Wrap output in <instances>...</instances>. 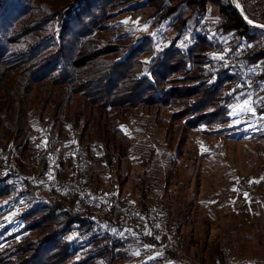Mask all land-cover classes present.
Here are the masks:
<instances>
[{"label": "trees", "instance_id": "trees-1", "mask_svg": "<svg viewBox=\"0 0 264 264\" xmlns=\"http://www.w3.org/2000/svg\"><path fill=\"white\" fill-rule=\"evenodd\" d=\"M119 1L0 0V115L17 104V123L23 131L27 112L21 103L48 105L54 119L64 108L71 109L79 148L85 140L101 144V157L109 162L133 151L124 125L136 117L140 105L158 110L174 106L168 117L159 112L156 116L173 154L166 176L169 187L177 176L175 164L187 150L189 131L232 121L231 110L243 88L232 69L224 70L208 58L209 52L222 48L208 33L196 32L187 46L177 45V37L167 45L158 44L151 35L132 45H94L92 38L105 30ZM138 1L167 9L166 13L181 4L200 3ZM201 1L218 7L217 30L258 44L245 62L248 66L262 62L257 77L264 81V29L248 24L232 0ZM176 23L185 30V21L177 18ZM9 125L13 128L12 120ZM16 138L17 134L4 147L12 148ZM74 153L65 158L72 173L64 176L73 187L53 199H31L27 190L32 182L13 163L0 159V205L22 207L19 216L24 222L21 232L10 224L6 236L0 232V264H117L130 256L119 212L111 207L100 217L90 206H80V190L87 187L88 178L77 169ZM134 229L144 241L154 242L142 229Z\"/></svg>", "mask_w": 264, "mask_h": 264}, {"label": "rangeland", "instance_id": "rangeland-1", "mask_svg": "<svg viewBox=\"0 0 264 264\" xmlns=\"http://www.w3.org/2000/svg\"><path fill=\"white\" fill-rule=\"evenodd\" d=\"M166 11L138 0H121L105 30L91 42L132 45L151 35L158 44L167 45L177 37V45L187 46L196 32H202L222 44L219 51L207 54L215 64L219 65L220 59H214V55L241 52L244 76L238 86L243 91L231 110L238 115L232 114L233 120L223 125L189 131L187 150L175 164L177 176L172 185L166 187L173 154L167 149L165 129L157 124L156 116L159 112L168 117L174 106L158 110L156 106L140 105L136 117L124 125L133 151L115 155L108 162L101 157V144L94 146L85 140L79 148L71 109L64 108L54 119V110L48 105L21 103L27 112L22 131L16 116L19 108L14 103L11 110L0 115V159L6 165L13 163L32 182V189L27 190L31 199H53L73 187V182L64 177L72 173L65 158L75 152L77 169L88 178L87 187L80 190V206H90L100 217L114 207L123 222L130 256L117 264H264V81L257 77L263 63L248 66L245 62L246 54L256 50L258 44L247 43L238 33L217 30L220 14L215 5L200 0ZM177 18L186 22L185 30L183 25L173 24ZM244 108L247 110L241 111ZM15 134V144L7 150L4 146ZM246 184L251 188L245 189ZM111 198L114 203L109 205ZM22 209L0 205L3 236L8 234L4 231L8 224L21 232ZM157 210L170 232H155L156 220L148 216ZM134 228L142 229L154 242L144 241ZM132 234L136 238L132 239Z\"/></svg>", "mask_w": 264, "mask_h": 264}, {"label": "built area", "instance_id": "built-area-1", "mask_svg": "<svg viewBox=\"0 0 264 264\" xmlns=\"http://www.w3.org/2000/svg\"><path fill=\"white\" fill-rule=\"evenodd\" d=\"M232 2L233 5L236 7V9L240 11L241 15L245 18L248 24L258 28H261L259 27V25H264V0H232ZM249 21H251L252 23H249ZM241 56H242L241 52H237V51L232 53L226 52L222 56L223 59H220L219 65L224 70L232 69L239 78H243L244 76L243 65L239 61V57ZM86 162H87L86 158H83L82 163L85 164ZM53 182L54 179L51 181V183ZM250 188H251V184L245 185V189H250ZM113 203H114V199L111 198L109 205H112ZM162 217L163 215L159 210L153 212L148 216V218L151 219L153 222L154 219L156 220L153 225L155 232L156 230L160 232L161 231L170 232V229L167 226V222ZM151 220H149L148 222H152ZM143 221L148 223L145 220Z\"/></svg>", "mask_w": 264, "mask_h": 264}, {"label": "snow or ice", "instance_id": "snow-or-ice-1", "mask_svg": "<svg viewBox=\"0 0 264 264\" xmlns=\"http://www.w3.org/2000/svg\"><path fill=\"white\" fill-rule=\"evenodd\" d=\"M249 23H252L251 21H249ZM259 27H261V28H264V25H259ZM213 58L214 59H223V57L222 56H213ZM245 110H247L246 108H244V109H241V111H245ZM233 115H238V113L237 112H233L232 113ZM136 254H138V253H136Z\"/></svg>", "mask_w": 264, "mask_h": 264}]
</instances>
